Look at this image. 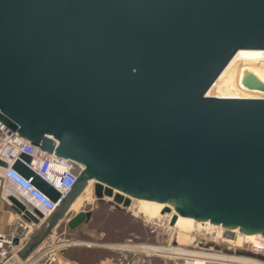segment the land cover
Returning a JSON list of instances; mask_svg holds the SVG:
<instances>
[{
	"label": "water",
	"instance_id": "95a60500",
	"mask_svg": "<svg viewBox=\"0 0 264 264\" xmlns=\"http://www.w3.org/2000/svg\"><path fill=\"white\" fill-rule=\"evenodd\" d=\"M0 122L81 167L59 201L29 157L13 165L57 203L7 197L38 227L23 260L89 183L124 209L164 205L171 226L264 238V0H0Z\"/></svg>",
	"mask_w": 264,
	"mask_h": 264
},
{
	"label": "rangeland",
	"instance_id": "374dc122",
	"mask_svg": "<svg viewBox=\"0 0 264 264\" xmlns=\"http://www.w3.org/2000/svg\"><path fill=\"white\" fill-rule=\"evenodd\" d=\"M92 185L89 183L88 188L72 207L75 213L90 212V220L84 223L78 232L71 234L67 232L61 238L81 243L77 254L81 257L82 264H187L181 259L148 255L139 250L124 248L142 245L248 257L264 262L252 256L246 250V246L242 250L236 248L227 250L225 243L221 239H216L218 233L216 229L202 227L203 235L205 229L212 233L206 240L195 236L196 229L187 237H183L179 228L170 225L171 219L169 220L166 214L158 213L152 216L141 214L138 201L133 200L131 207L127 209L114 205L111 200L97 201L93 196ZM62 230L63 226L59 232ZM225 233L223 230L222 234ZM238 253H247L251 256Z\"/></svg>",
	"mask_w": 264,
	"mask_h": 264
},
{
	"label": "built area",
	"instance_id": "2783aa9c",
	"mask_svg": "<svg viewBox=\"0 0 264 264\" xmlns=\"http://www.w3.org/2000/svg\"><path fill=\"white\" fill-rule=\"evenodd\" d=\"M21 155L29 157V163L20 160L21 163L29 170L43 179L51 187H53L60 195L61 201L73 187L77 176L81 171V167L75 162L57 158L54 154H48L41 151L39 148L31 145L19 137L16 133L8 130L0 122V162L5 167H0V189L5 185L13 184L15 190L19 192L23 198L33 206L36 210L47 216L57 207V203H53L46 195L40 192L34 185L32 180H26L22 175L13 169V165L19 160ZM2 192H0V199ZM33 227V226H32ZM31 230V225L19 224L17 231L12 235L0 234V251L4 248L12 250L15 245L14 239L19 242L24 239L27 233ZM194 232V231H193ZM203 228L195 230V236L201 240H206L212 233L205 229L203 235ZM218 231L216 239H221L227 248L231 249H244L253 256H256L264 261V238H260L256 243H242L240 246L234 243L235 234L225 233ZM59 248L53 246L43 252L40 257V264H59L57 256ZM30 264H34L30 263Z\"/></svg>",
	"mask_w": 264,
	"mask_h": 264
},
{
	"label": "crops",
	"instance_id": "0c3cea01",
	"mask_svg": "<svg viewBox=\"0 0 264 264\" xmlns=\"http://www.w3.org/2000/svg\"><path fill=\"white\" fill-rule=\"evenodd\" d=\"M0 192H2V198L0 199V234L12 235L14 232L17 231L19 224L26 223H24L20 219V217L16 215L14 211H12L7 197L16 200H19V198H24L19 192L12 189L8 185H5L3 188H1ZM75 214L77 213L73 212L71 209L67 216V219L59 223V225L54 229L51 235L35 251L30 253L25 260H23L18 255L22 252V249L25 247V245L34 238L35 231L38 229V227L31 226V230L27 233L24 239L19 242L18 246H15L12 250L4 248L2 251H0V264H30L33 262L34 264H40L41 261L39 259L43 252L53 246H57L59 248L57 252L59 264H77L76 262L67 257V250L71 248H79L81 247V243L73 242L75 240L61 239L65 233L67 234V232H69L70 234L78 232V230H80L81 226L83 225L82 224L73 231L67 228V221L72 218ZM62 226L63 230L59 232Z\"/></svg>",
	"mask_w": 264,
	"mask_h": 264
},
{
	"label": "bare ground",
	"instance_id": "6f19581e",
	"mask_svg": "<svg viewBox=\"0 0 264 264\" xmlns=\"http://www.w3.org/2000/svg\"><path fill=\"white\" fill-rule=\"evenodd\" d=\"M92 184V183H90ZM140 204L139 212L143 215H155L161 212L164 205L147 202L138 201ZM174 212L166 214V217L170 220ZM150 218V217H149ZM208 227L210 229H216L217 231L223 232V228L220 226H211L209 223L195 222L192 219L178 217L174 228H179L181 235L187 237L197 228ZM230 233L235 234L234 243L240 246L242 243H256L261 236L257 235H244L239 233L238 229L231 230ZM129 250H139L148 255H157L165 258L181 259L191 264H264L259 260L248 258V257H237V256H227L222 254H214L208 252H195L187 251L181 248L172 247H159V246H138V247H124Z\"/></svg>",
	"mask_w": 264,
	"mask_h": 264
},
{
	"label": "trees",
	"instance_id": "16d2710c",
	"mask_svg": "<svg viewBox=\"0 0 264 264\" xmlns=\"http://www.w3.org/2000/svg\"><path fill=\"white\" fill-rule=\"evenodd\" d=\"M78 250H79L78 248H71V249L67 250V257L70 258L71 260H73L74 262H76L77 264H82L83 261L81 260V257L77 254ZM238 254L239 255H245V256H251L250 254H247V253H238ZM256 258L258 259V257H256ZM260 260H262V259H260Z\"/></svg>",
	"mask_w": 264,
	"mask_h": 264
},
{
	"label": "clouds",
	"instance_id": "9594fccd",
	"mask_svg": "<svg viewBox=\"0 0 264 264\" xmlns=\"http://www.w3.org/2000/svg\"><path fill=\"white\" fill-rule=\"evenodd\" d=\"M9 187L15 190V186L13 184H9Z\"/></svg>",
	"mask_w": 264,
	"mask_h": 264
}]
</instances>
